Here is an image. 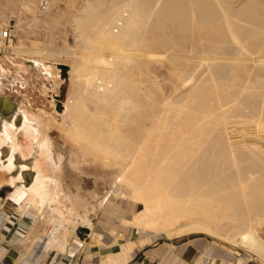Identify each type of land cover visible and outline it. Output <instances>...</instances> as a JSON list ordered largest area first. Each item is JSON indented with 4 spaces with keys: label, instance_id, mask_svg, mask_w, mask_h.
I'll return each mask as SVG.
<instances>
[{
    "label": "bare ground",
    "instance_id": "1",
    "mask_svg": "<svg viewBox=\"0 0 264 264\" xmlns=\"http://www.w3.org/2000/svg\"><path fill=\"white\" fill-rule=\"evenodd\" d=\"M260 1H111L107 13L88 6L87 15L76 19L87 40L96 38L101 45L89 44L94 53L86 56L85 64L90 62L94 72L84 82L78 79L83 99L76 107L90 101L111 113L118 125L107 136L114 140L115 150L132 152L134 137L141 141L120 178L129 198L143 205L135 221L140 227L174 236L175 225L186 217L228 219L236 225L264 223V0ZM156 49L172 63L183 89L187 87L175 101L159 102L133 77L140 57H151ZM2 114L19 123L28 121L6 97L0 99ZM235 117L256 124L254 140L243 143L233 137L231 128L236 125H229ZM146 122L150 129L143 136ZM24 131L29 137L38 134L29 127ZM43 183L30 188L29 201L39 196L46 208L56 197ZM53 184L60 187L57 181ZM183 228L209 231L201 223ZM242 240L250 241L255 253L263 249L252 232Z\"/></svg>",
    "mask_w": 264,
    "mask_h": 264
},
{
    "label": "rangeland",
    "instance_id": "2",
    "mask_svg": "<svg viewBox=\"0 0 264 264\" xmlns=\"http://www.w3.org/2000/svg\"><path fill=\"white\" fill-rule=\"evenodd\" d=\"M111 1L126 2L0 0V99L8 98L28 116V121L23 120V123L14 120L12 115L0 116V199L4 212L12 213L3 231L7 234L17 232L21 227L18 213L32 211L43 213L46 222L53 226L55 222L60 224L51 218L56 215L65 217L64 224L90 225L93 235L87 244L93 251L102 252L104 257L108 255L109 262L113 255L121 252L131 258L136 251L160 244L194 243L208 253V256L201 255L195 264H264V223L261 222L236 225L231 220L226 221L228 219L186 217L175 225L179 235L174 236L154 232L152 228L148 230L149 227H140L135 222L143 205L129 198L128 189L120 186V178L127 173L131 156L140 146L139 137H134V144L130 146L134 147L132 152L117 151L114 140L107 136L109 130L118 125L111 113L90 101L83 108L76 107L83 99L82 83L78 79L84 82L94 72L90 62L85 64L86 56L94 53L89 44L101 46L96 44V38L91 43L87 40L84 32L77 28L76 19L87 15L88 6L107 13ZM5 32L9 33L7 39L3 37ZM157 49L151 57H140L133 77L146 85L159 102L175 101L187 87L183 89L177 73L172 70V63ZM96 115L100 117L97 119ZM235 118L229 125L237 127L231 128L236 132L233 137L243 143L254 140L256 124L242 117ZM25 127L38 134L29 137ZM149 129L150 123L146 122L141 134L145 136ZM99 134L103 136L98 140ZM48 146L51 153L45 148ZM52 181L59 182L60 187H55ZM40 182L51 191L53 198L56 197L46 208L42 207L39 196L29 201L30 188L39 186ZM26 190L28 195L24 194ZM121 192L124 195H119ZM192 223L204 224L208 233L183 228ZM250 232L262 243L263 249L257 253L250 248V241L242 240ZM88 233L81 232L86 238Z\"/></svg>",
    "mask_w": 264,
    "mask_h": 264
},
{
    "label": "crops",
    "instance_id": "3",
    "mask_svg": "<svg viewBox=\"0 0 264 264\" xmlns=\"http://www.w3.org/2000/svg\"><path fill=\"white\" fill-rule=\"evenodd\" d=\"M2 203L0 199V264H108V255L104 257L102 252L93 251L87 244L93 235L90 225L79 226L77 222L64 224L65 217L56 215L51 218L63 226L56 222L53 226L46 222L43 213L28 211L18 213L20 229L7 234L3 230L12 213L4 212ZM83 230L89 232L87 238L81 234ZM198 247L194 243L179 246L160 244L136 251L131 258L121 252L118 256L113 255L109 263L195 264L201 255L208 256L205 248Z\"/></svg>",
    "mask_w": 264,
    "mask_h": 264
},
{
    "label": "built area",
    "instance_id": "4",
    "mask_svg": "<svg viewBox=\"0 0 264 264\" xmlns=\"http://www.w3.org/2000/svg\"><path fill=\"white\" fill-rule=\"evenodd\" d=\"M3 37H4L5 39L9 38V33H8V32H5L4 35H3Z\"/></svg>",
    "mask_w": 264,
    "mask_h": 264
},
{
    "label": "water",
    "instance_id": "5",
    "mask_svg": "<svg viewBox=\"0 0 264 264\" xmlns=\"http://www.w3.org/2000/svg\"><path fill=\"white\" fill-rule=\"evenodd\" d=\"M64 70H66V67L63 68ZM87 232V231H86Z\"/></svg>",
    "mask_w": 264,
    "mask_h": 264
}]
</instances>
